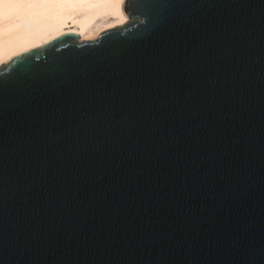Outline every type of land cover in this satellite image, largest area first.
Wrapping results in <instances>:
<instances>
[{"label": "water", "instance_id": "water-1", "mask_svg": "<svg viewBox=\"0 0 264 264\" xmlns=\"http://www.w3.org/2000/svg\"><path fill=\"white\" fill-rule=\"evenodd\" d=\"M0 65V264H264V0H124Z\"/></svg>", "mask_w": 264, "mask_h": 264}, {"label": "bare ground", "instance_id": "bare-ground-1", "mask_svg": "<svg viewBox=\"0 0 264 264\" xmlns=\"http://www.w3.org/2000/svg\"><path fill=\"white\" fill-rule=\"evenodd\" d=\"M127 19L124 0H0V65L57 34L92 39Z\"/></svg>", "mask_w": 264, "mask_h": 264}, {"label": "rangeland", "instance_id": "rangeland-1", "mask_svg": "<svg viewBox=\"0 0 264 264\" xmlns=\"http://www.w3.org/2000/svg\"><path fill=\"white\" fill-rule=\"evenodd\" d=\"M80 40V39H79Z\"/></svg>", "mask_w": 264, "mask_h": 264}]
</instances>
